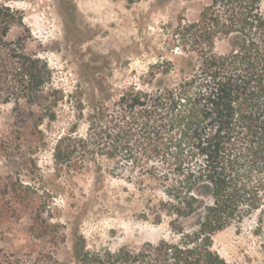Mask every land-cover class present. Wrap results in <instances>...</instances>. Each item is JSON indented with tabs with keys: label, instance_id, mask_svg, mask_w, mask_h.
Returning <instances> with one entry per match:
<instances>
[{
	"label": "rangeland",
	"instance_id": "obj_1",
	"mask_svg": "<svg viewBox=\"0 0 264 264\" xmlns=\"http://www.w3.org/2000/svg\"><path fill=\"white\" fill-rule=\"evenodd\" d=\"M207 2L0 0L5 40L46 64L34 102L18 84L0 93V204L14 209L0 215V260L79 264L80 252L136 253L195 227L212 202L210 187L197 186L195 212L175 219L167 213L160 157L143 147L114 151L107 120L129 88L178 81L176 62L185 53L174 28L180 19L195 21ZM227 50L216 42L218 53ZM101 97L103 122L93 113ZM10 183L15 195L3 193ZM36 216L54 225L44 238L29 232ZM262 239L228 225L211 235V249L228 264H264Z\"/></svg>",
	"mask_w": 264,
	"mask_h": 264
},
{
	"label": "trees",
	"instance_id": "obj_2",
	"mask_svg": "<svg viewBox=\"0 0 264 264\" xmlns=\"http://www.w3.org/2000/svg\"><path fill=\"white\" fill-rule=\"evenodd\" d=\"M1 28L0 93L18 84L34 102L46 64L5 40L7 20ZM174 36L185 53L176 62L178 81L121 94L107 120L115 128L113 150L143 147L160 157L167 213L175 219L195 212L201 184L210 187L212 202L189 232L180 228L136 253L80 252L79 264H228L211 249V235L228 225L263 237L264 250V0H208L195 21H178ZM218 40L226 42V52L216 51ZM104 100L93 108L102 122ZM17 191L10 183L3 193ZM10 208L0 204V215L13 216ZM28 227L44 238L54 225L36 216ZM12 261L5 256L0 264Z\"/></svg>",
	"mask_w": 264,
	"mask_h": 264
}]
</instances>
